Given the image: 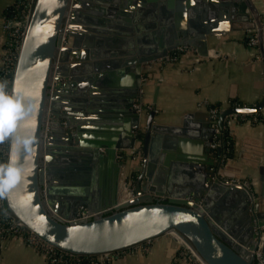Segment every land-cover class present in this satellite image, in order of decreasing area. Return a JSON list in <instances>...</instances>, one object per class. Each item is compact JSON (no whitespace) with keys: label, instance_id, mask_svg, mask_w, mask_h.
Segmentation results:
<instances>
[{"label":"water","instance_id":"obj_1","mask_svg":"<svg viewBox=\"0 0 264 264\" xmlns=\"http://www.w3.org/2000/svg\"><path fill=\"white\" fill-rule=\"evenodd\" d=\"M218 5L226 20H212ZM68 15L71 45L62 42ZM251 15L263 46L251 0H35L11 84L24 115L9 127L3 186L15 218L78 255L123 253L171 233L206 264H260L264 217L243 181L220 176L216 126L177 141L167 132L184 128L156 120L159 83L152 102L144 88L155 61L180 45L206 54L207 34ZM252 109L224 110L219 129L225 114ZM135 146L141 167L122 181L131 154L117 152Z\"/></svg>","mask_w":264,"mask_h":264},{"label":"crops","instance_id":"obj_2","mask_svg":"<svg viewBox=\"0 0 264 264\" xmlns=\"http://www.w3.org/2000/svg\"><path fill=\"white\" fill-rule=\"evenodd\" d=\"M251 1L264 33V0ZM13 2L0 0V68L4 64L6 46L2 22L6 9ZM221 9L222 6L216 7L212 20H226L218 16ZM230 22L231 28L206 35V54H201L193 45H183L185 48L178 52L177 58L155 61L148 74L149 84L144 87L145 100L152 102L159 83L156 120L184 128L183 131L167 132L181 143L198 140L189 131H202L206 125L215 126V122L219 126L222 112L231 108V100L253 108L239 111L247 113L246 119L225 114L223 129L228 144L219 174L225 179L243 181L251 189L258 212L264 217V42L263 46L259 42L258 26L252 15L250 20ZM252 36L257 37L256 44L250 43ZM72 41L73 36H70L69 45ZM75 59L76 56L71 55V60ZM209 104L221 110L215 119L209 112ZM140 158L127 159V166L121 172L122 181L130 168L141 167ZM148 244L145 250L129 249L106 264H195L181 257V245L171 233L155 237ZM0 264L51 263L23 238L9 236L0 241Z\"/></svg>","mask_w":264,"mask_h":264},{"label":"built area","instance_id":"obj_3","mask_svg":"<svg viewBox=\"0 0 264 264\" xmlns=\"http://www.w3.org/2000/svg\"><path fill=\"white\" fill-rule=\"evenodd\" d=\"M35 0H24L23 4H16V9H20V13H13L10 17H8L5 22L4 26L8 29L9 32V40L8 44L5 50L4 55V67L8 68L7 72L8 75L3 81L7 82L6 91L8 95H11V84H12V78L15 70L16 61L18 58V53L20 50L21 42L25 33V29L29 20V16L32 11V7ZM70 21V15L66 18V21L64 23V31H63V37L62 42L65 44H69V31H68V25ZM258 42V39L256 36H252L250 38L251 44H256ZM185 47L183 45L178 46L174 51L170 52L167 55V59H175L179 56L178 52H180ZM243 107V104L240 103L237 100H234L233 103H231V108H239ZM208 109L212 117L215 119L219 116L221 110L217 106L208 105ZM230 116H241V118H248V115L246 112H239V111H233L228 113ZM217 131L214 135L213 140V146L217 150V148H221L222 152L220 157V161L223 160L224 153L227 150V144L228 140L225 138V132L224 129L220 130L217 122L214 123ZM50 126L49 124L46 125V134H49ZM0 178H3V170L7 166V159H8V153H9V143H10V133H6L3 135H0ZM139 150L137 146H135L132 149H119L117 152L118 158H123L126 154H131L132 158H135L138 154ZM4 180L3 184H0V241L3 238L9 237V236H18L20 238H23L25 241H27L29 244H32L37 250L42 252L47 260L51 264H65L69 262L72 258H79L78 254H73L68 251L61 250L57 248L56 246L52 245L48 241H46L44 238L39 236L35 231L25 226L22 222L18 221L15 216L12 214V212L9 210L8 206L5 202V191H4ZM79 217H88L92 215L91 211H86L83 209H80L79 211ZM262 229L261 233H258V235L255 237L256 242V249H255V259L260 264H264V252L262 250L263 242H264V225L260 227ZM149 241H146L145 243H142L140 245L135 246L134 248H141L143 250L147 249L149 247L148 244ZM185 250L179 249V253L181 257L185 259H190L194 263L197 262L198 264H202V259L198 256L196 251L186 244ZM121 253H104L98 255V260L95 261L92 260L93 264L102 263L105 264L107 262H110L113 258H115L117 255ZM178 255L176 258H179ZM80 259V258H79Z\"/></svg>","mask_w":264,"mask_h":264},{"label":"clouds","instance_id":"obj_4","mask_svg":"<svg viewBox=\"0 0 264 264\" xmlns=\"http://www.w3.org/2000/svg\"><path fill=\"white\" fill-rule=\"evenodd\" d=\"M7 87L6 81H0V135L9 132V125L15 120L24 118L23 115V103L18 98L10 96L5 90ZM11 168H4L3 178H0V184H3V179L11 172ZM17 178L21 174V169H17Z\"/></svg>","mask_w":264,"mask_h":264},{"label":"trees","instance_id":"obj_5","mask_svg":"<svg viewBox=\"0 0 264 264\" xmlns=\"http://www.w3.org/2000/svg\"><path fill=\"white\" fill-rule=\"evenodd\" d=\"M24 0H14V2L6 9L5 11V15L9 16L13 13H20V9H16V4H23ZM8 68L3 67L2 69H0V80L3 81L6 76L8 75ZM146 99V96H145ZM146 102H148L147 100H145ZM234 100H231V103H233ZM149 103V102H148ZM139 145V144H138ZM184 250L183 247L180 248V251ZM78 257L80 258H72L69 260V262L65 263V264H93L92 260L94 259L95 261L98 260V255H78ZM109 263V262H107ZM98 264H102V263H98ZM106 264V263H105Z\"/></svg>","mask_w":264,"mask_h":264},{"label":"rangeland","instance_id":"obj_6","mask_svg":"<svg viewBox=\"0 0 264 264\" xmlns=\"http://www.w3.org/2000/svg\"><path fill=\"white\" fill-rule=\"evenodd\" d=\"M11 15H12V14H11ZM11 15H9V16H6V15H5V17H4V19H3V22H2V27L4 28V30H5V32H6V46H5V50H6V47H7V44H8V40H9V32H8V29L5 28V26H4V22H5V20H6L8 17H10ZM69 39H70V37H69ZM3 67H4V64H3V66H2L0 69H2ZM0 81H1V80H0ZM181 247H183L184 250H185V248H187L186 245H183V246H181ZM195 264H198V263L195 262Z\"/></svg>","mask_w":264,"mask_h":264},{"label":"flooded vegetation","instance_id":"obj_7","mask_svg":"<svg viewBox=\"0 0 264 264\" xmlns=\"http://www.w3.org/2000/svg\"><path fill=\"white\" fill-rule=\"evenodd\" d=\"M83 14H84V12H83ZM81 20H83V19H81ZM71 94H72V95H73V94H75V95H76V94L83 95L82 91H79V92H76V91H75V92H73V93H71ZM72 95H71V96H72ZM72 101H73V100H72ZM85 104L88 105V102H85Z\"/></svg>","mask_w":264,"mask_h":264},{"label":"bare ground","instance_id":"obj_8","mask_svg":"<svg viewBox=\"0 0 264 264\" xmlns=\"http://www.w3.org/2000/svg\"><path fill=\"white\" fill-rule=\"evenodd\" d=\"M180 239H183L179 234L175 233ZM184 240V239H183ZM185 241V240H184ZM190 246V245H189ZM202 264H206L203 260H202Z\"/></svg>","mask_w":264,"mask_h":264},{"label":"snow or ice","instance_id":"obj_9","mask_svg":"<svg viewBox=\"0 0 264 264\" xmlns=\"http://www.w3.org/2000/svg\"><path fill=\"white\" fill-rule=\"evenodd\" d=\"M10 126H11V125H9V127H10ZM9 175H12L11 172L9 173Z\"/></svg>","mask_w":264,"mask_h":264}]
</instances>
